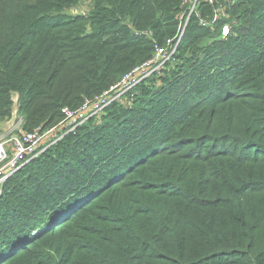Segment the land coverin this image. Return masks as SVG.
I'll list each match as a JSON object with an SVG mask.
<instances>
[{
    "label": "trees",
    "instance_id": "1",
    "mask_svg": "<svg viewBox=\"0 0 264 264\" xmlns=\"http://www.w3.org/2000/svg\"><path fill=\"white\" fill-rule=\"evenodd\" d=\"M89 1L0 0V130L14 95L25 132L59 124L192 0ZM216 1L160 73L5 182L0 264H264V0Z\"/></svg>",
    "mask_w": 264,
    "mask_h": 264
},
{
    "label": "built area",
    "instance_id": "2",
    "mask_svg": "<svg viewBox=\"0 0 264 264\" xmlns=\"http://www.w3.org/2000/svg\"><path fill=\"white\" fill-rule=\"evenodd\" d=\"M233 2L235 0H232ZM201 2H206L210 6H216L215 0H192L189 7L181 15V22L177 35L168 40L164 48L156 47L154 54L146 62L135 67L125 74L117 83L107 91L93 99L84 100L77 109L63 108L61 122L52 128L42 131L40 128L32 132H25L22 129L23 119L18 114L17 99L15 113L19 117L20 130L15 136L14 129L0 136V193L5 182L22 169L33 159L37 158L48 147L60 141L66 135L75 134L83 124L91 118L99 116L113 102L121 97L132 94L143 82L151 79L154 74L160 73L161 68L168 62L173 61L176 54L177 45L181 41L183 32L190 21L195 17L202 26L214 24L218 17L222 15L220 8L213 10V18L208 22L199 14L198 7ZM84 15L82 11L81 14ZM143 35H145L143 33ZM149 37V34L146 33ZM230 35V26L224 25L220 30V36L227 38ZM14 107V106H13ZM45 145V146H43Z\"/></svg>",
    "mask_w": 264,
    "mask_h": 264
},
{
    "label": "rangeland",
    "instance_id": "3",
    "mask_svg": "<svg viewBox=\"0 0 264 264\" xmlns=\"http://www.w3.org/2000/svg\"><path fill=\"white\" fill-rule=\"evenodd\" d=\"M225 1H228V0H225ZM216 2L217 1L215 0V3ZM90 4L91 3H90L89 0H78L77 5L74 8H72L69 11V13L71 15L81 14V12L83 10L87 9L90 6ZM16 99H17V96L14 95L13 96V106L14 107H13V111H12L11 117L1 126L0 136L8 133L10 130H13V129L15 130L13 134L15 136H17V133L20 130V127H18V125H19V117H18V114L15 113V110H16V108H15L16 107V104H15ZM43 146H45V145H43Z\"/></svg>",
    "mask_w": 264,
    "mask_h": 264
}]
</instances>
